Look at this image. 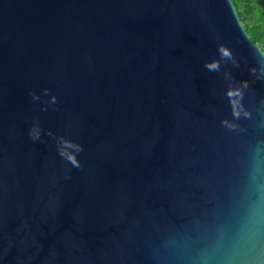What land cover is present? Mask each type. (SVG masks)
I'll return each instance as SVG.
<instances>
[{"label": "water", "instance_id": "water-1", "mask_svg": "<svg viewBox=\"0 0 264 264\" xmlns=\"http://www.w3.org/2000/svg\"><path fill=\"white\" fill-rule=\"evenodd\" d=\"M0 264H264L233 0H0Z\"/></svg>", "mask_w": 264, "mask_h": 264}, {"label": "trees", "instance_id": "trees-1", "mask_svg": "<svg viewBox=\"0 0 264 264\" xmlns=\"http://www.w3.org/2000/svg\"><path fill=\"white\" fill-rule=\"evenodd\" d=\"M253 41L264 50V0H233Z\"/></svg>", "mask_w": 264, "mask_h": 264}]
</instances>
